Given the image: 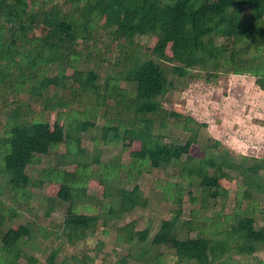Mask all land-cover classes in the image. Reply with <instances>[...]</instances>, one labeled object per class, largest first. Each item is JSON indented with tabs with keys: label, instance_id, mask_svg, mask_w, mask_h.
<instances>
[{
	"label": "trees",
	"instance_id": "16d2710c",
	"mask_svg": "<svg viewBox=\"0 0 264 264\" xmlns=\"http://www.w3.org/2000/svg\"><path fill=\"white\" fill-rule=\"evenodd\" d=\"M97 28L117 43L119 56V69L107 78L102 98H119L117 104L123 105L125 114L117 127H104L102 138L107 140L109 132H114L113 139L122 141L129 162L120 167L105 166L99 180L85 164H79L73 171L44 167L31 178L27 166L40 163V156L58 150L61 145L67 143L69 154L74 156L83 155L84 151L78 147V138L66 134L62 121H25L15 111L0 139V171L8 176L11 201L26 205L32 197V188H45L49 204L45 219L50 217L54 202L69 203L60 234L66 243L74 246L95 229L106 227L109 221L91 205L74 204L87 197L86 188H95L97 194L107 196L108 184L118 177L119 168L124 169L127 184L134 185L131 190L118 191V214L111 203L102 205L109 216L118 217L137 207L145 208L147 201L136 183L141 175L154 169L181 166L180 177L190 186L193 178L198 180V194L185 193L191 215L186 224L197 235L185 240L177 237L175 231L185 203L184 189L177 182L159 180L157 188L177 209L171 219L161 222L151 245L172 251L173 264L192 261L214 264L225 255L227 242L233 243L239 254L251 258L255 246L264 245V225L259 229L254 227L255 216L264 217V207L260 205L264 202V180L259 178L264 159L240 156V163H236L228 151H217L218 140H213L211 154L197 158L191 153L193 145L198 144L196 131L187 136L184 144H162L153 127L157 123L161 129L165 128L170 119H181L187 130L197 124L189 116L160 106L159 98L167 94L170 84L168 74L202 78L207 83L222 75H248L255 79V85L264 95V0H63L62 5L55 0H0V89L41 95L50 88H68L73 100L79 98L80 92L96 94L98 75L93 71L74 70L68 74L61 69L56 76L49 77L43 69L56 61H77V41H90ZM145 35L154 36L147 48L153 59L141 61V48L134 39ZM217 39L222 42L218 44ZM121 80L134 85L135 92L130 98L125 97V90L118 88ZM62 105L67 107L68 103ZM88 126L90 122L83 123L80 129L86 130ZM136 142L139 148L134 150ZM249 161L252 163L247 165ZM228 170L238 172L243 184L236 193L231 215L213 211L210 221L216 227L234 221L225 231L217 230L225 234V240L214 242L202 231L199 215L201 209L209 207V199L227 195L222 181L229 177ZM248 188L258 191L257 201ZM7 215L15 216L16 211L4 210L0 200V228ZM134 225L131 222L119 227L116 241L140 243L144 249L149 228L136 230ZM38 231L45 240L53 233L46 227H39ZM107 233L103 229V234ZM29 238V226L9 228L2 237L0 264L18 260L21 255L16 247L23 239L27 245ZM57 255L58 250L53 249L47 257L48 263L56 264ZM79 264H85L84 260ZM157 264L166 263L158 256Z\"/></svg>",
	"mask_w": 264,
	"mask_h": 264
},
{
	"label": "rangeland",
	"instance_id": "374dc122",
	"mask_svg": "<svg viewBox=\"0 0 264 264\" xmlns=\"http://www.w3.org/2000/svg\"><path fill=\"white\" fill-rule=\"evenodd\" d=\"M62 5L63 0H55ZM67 12V10H65ZM39 34H43L40 31ZM154 39L153 35L137 36L134 43L141 48V61L153 59L147 53V48ZM217 39V43H221ZM77 61H56L44 67V72L49 77H54L59 70L68 74L72 71H91L98 75L96 82L97 93L80 92L79 98L72 99L68 88H50L45 92H24L16 94L5 88L0 89V139L6 130L5 124L15 111H18L25 121L42 119L46 121L60 120L65 125L66 134L79 139L78 147L84 151L83 155L69 154L67 143L48 155L40 156V163L27 166L26 172L34 178L38 170L44 167H54L73 171L79 164L89 166L92 176L99 180L105 166L112 164L117 167L129 162V153L123 147L122 141H114V132H109L107 140L102 138L104 127L118 126V120L124 119L123 105H118L119 98H106L105 85L107 78L118 71L119 56L117 43L101 29L97 28L88 42L77 41L75 46ZM169 86L167 94L159 98L160 106L167 111H172L182 116H189L196 120V125H191V130L183 127V121L178 119L168 120L167 127L160 128L156 123L153 127L154 135H159L162 144H184L193 131L197 132L198 144L193 145L192 155L197 158L214 151L213 140H218L219 152L226 150L234 162L240 163L241 157L264 159V95L255 85V79L248 75H222L217 80L207 83L202 78L174 77L168 74ZM70 81V85H71ZM118 88L125 90V97L130 98L135 92V87L121 80ZM68 103L67 107L62 104ZM90 122L86 130H81L83 123ZM139 143L133 144L137 150ZM249 161L246 164L249 165ZM181 166H170L154 169L150 174H143L137 180L143 198L147 201L145 208L137 207L133 211L121 214L118 217L109 216L102 205L111 203L113 211L118 214V191L131 190L134 184H127L126 172L119 168L118 177L111 180L106 189L107 196L97 194L96 189L86 188V196L74 202L75 205H91L97 209L98 214L105 215L104 220H109L104 228H97L84 241L74 246L66 243L60 234L61 224L66 216L69 203L58 200L50 208V217L45 219L44 213L49 210L47 192L45 188H32V197L28 204H17L11 201V193L7 189V174L0 171V200L3 209L8 211L13 208L15 216H4L0 228V246L2 237L12 226L27 225L30 228V238L25 245L20 241L16 247L21 257L13 260V264H49L47 257L53 249L58 250L56 264H157V257L161 256L166 264H173V252L163 247L151 245L153 236L159 229L163 220L171 219L175 215L177 206L167 199L157 188V181L177 182L184 194L191 191L198 194V180L192 179L193 186L180 177ZM228 178L222 181L227 189L226 196L209 199L206 209L200 210V225L206 236L221 242L225 240L223 232L233 220L216 227L210 219L213 211L224 215H231L234 211V202L243 178L235 171H227ZM264 180V170L260 173ZM197 181V182H196ZM251 190L254 200L259 199L258 191ZM185 203L175 231L181 240L195 238L197 232L188 230L187 222L190 219V204L185 194ZM242 204V203H241ZM264 207V202L260 203ZM212 210H209V208ZM80 212L85 213L81 208ZM133 222L136 230L149 228L150 235L142 249V244H121L116 241L119 227ZM264 225L261 214L255 216V229ZM39 227H46L53 231L45 240L38 231ZM103 229L108 233L103 234ZM227 251L224 256L215 260L214 264H264V245H256L255 255L251 258L239 254L237 247L227 242ZM35 261H32L31 259ZM185 264H196L187 262Z\"/></svg>",
	"mask_w": 264,
	"mask_h": 264
},
{
	"label": "crops",
	"instance_id": "0c3cea01",
	"mask_svg": "<svg viewBox=\"0 0 264 264\" xmlns=\"http://www.w3.org/2000/svg\"><path fill=\"white\" fill-rule=\"evenodd\" d=\"M254 255H255V253L252 256H254Z\"/></svg>",
	"mask_w": 264,
	"mask_h": 264
}]
</instances>
